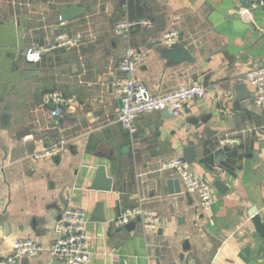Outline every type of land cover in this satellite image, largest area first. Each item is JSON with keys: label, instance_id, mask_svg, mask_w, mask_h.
I'll return each instance as SVG.
<instances>
[{"label": "crops", "instance_id": "1", "mask_svg": "<svg viewBox=\"0 0 264 264\" xmlns=\"http://www.w3.org/2000/svg\"><path fill=\"white\" fill-rule=\"evenodd\" d=\"M71 5L80 12L61 21ZM120 19L148 21L131 30L129 44L137 53L132 76L149 93L206 87L180 116L139 115L132 135L117 120L114 85L126 77L117 69L126 41L112 26ZM167 31L177 32L192 61L173 63L159 52ZM62 33L79 34L81 43L57 46ZM29 48L41 50L37 61L25 59ZM258 66L264 8L251 0H0V257L14 239L31 238L43 250L16 264H68L47 248L61 210L72 207L87 214L85 264H264V240L250 215L254 209L264 225V105L253 98L234 105V84L244 81L253 94L243 77ZM55 107L59 118L50 114ZM57 138L67 140L65 151L33 157ZM189 143L192 170L212 187L209 211L163 166L184 158ZM100 163L110 192L89 189ZM174 179L180 191L171 193ZM100 200L105 220H91ZM133 206L156 215L157 228L138 219L118 225V213Z\"/></svg>", "mask_w": 264, "mask_h": 264}, {"label": "built area", "instance_id": "2", "mask_svg": "<svg viewBox=\"0 0 264 264\" xmlns=\"http://www.w3.org/2000/svg\"><path fill=\"white\" fill-rule=\"evenodd\" d=\"M251 7H263L264 0H251ZM147 19H120L113 23L114 33L123 37L126 46L119 58L117 69L126 75L125 78L116 80L114 91L118 98L117 120L132 135L136 130V119L139 115L154 111L167 110L173 116L183 114L185 108L193 99L205 95L206 87L200 83H192L180 86L175 90L163 93L151 94L147 91L143 82L132 76L137 66V53L130 46L129 38L131 30L137 25L147 24ZM82 37L77 33H62L57 40V46L75 47L81 43ZM166 47L180 44V38L175 31H167L162 37ZM39 49L29 48L25 52L27 61H37L40 57ZM243 79L252 87L253 103L257 106L264 105V67L258 66L248 70ZM50 114L59 118L63 110L55 107ZM67 140L57 138L40 150L33 153L35 158L50 157L66 150ZM164 167L175 170L186 193L197 191L199 208L209 211L213 204L211 185L197 175L184 158L175 157L163 164ZM138 219L144 229H156L158 217L147 213L142 208L133 206L123 208L115 218L118 225H125ZM87 214L81 208L64 207L59 218L54 224L55 237L47 251L52 257L61 258L68 264H85L89 261V236L86 230ZM42 247L31 238H17L12 242L10 254L0 257V264H16L22 257L37 254Z\"/></svg>", "mask_w": 264, "mask_h": 264}, {"label": "water", "instance_id": "3", "mask_svg": "<svg viewBox=\"0 0 264 264\" xmlns=\"http://www.w3.org/2000/svg\"><path fill=\"white\" fill-rule=\"evenodd\" d=\"M80 10H81V7L75 6V5L62 8L60 11V20L67 21L73 16L77 15L80 12ZM159 52L163 56L167 57L173 63L193 60V56L183 44L161 48ZM29 72L30 71L25 72L24 76L29 75L30 74ZM234 90H235L236 97H237L234 105H237V103L241 101L251 100V98H253L254 96L252 93L248 91V88L244 81L234 84ZM164 111L169 112L167 110H164ZM209 133H210V129L206 127L204 130V134L208 136ZM222 155H223V149L219 148L215 151V158L217 160ZM183 157L188 163H191L193 161L195 157V150H194V145L192 143H189L187 146L183 147ZM214 184L217 186V188L220 191L224 189V185L221 183V181L217 180L214 182ZM167 186H168L169 192L171 193L180 191V184H179L178 179L168 180ZM111 188H112V178L107 175L105 166L100 163L95 168L91 183L89 184V189L101 191V192H110ZM118 191L119 192L121 191V186L118 187ZM102 206H103V203L101 200L96 203L94 213L91 215V220H96V221L105 220L102 214ZM250 215L252 217V221L255 225L257 233L264 240V225L261 223L259 216L256 214L254 209L251 210ZM22 262L23 264H26L27 259L23 258Z\"/></svg>", "mask_w": 264, "mask_h": 264}]
</instances>
